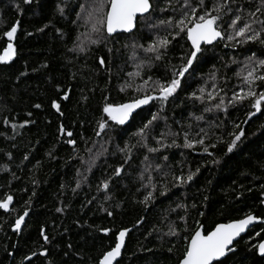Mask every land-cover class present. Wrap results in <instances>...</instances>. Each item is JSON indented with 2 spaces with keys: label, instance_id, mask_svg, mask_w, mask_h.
Masks as SVG:
<instances>
[{
  "label": "trees",
  "instance_id": "1",
  "mask_svg": "<svg viewBox=\"0 0 264 264\" xmlns=\"http://www.w3.org/2000/svg\"><path fill=\"white\" fill-rule=\"evenodd\" d=\"M151 2L154 21L172 15L178 18L179 13L171 9L160 11L167 0ZM89 3L91 0H32L31 4L0 0V54L8 42L4 32L19 22L12 41L17 55L11 62L0 63V201L13 197L7 210L0 209V264H98L125 228L131 232L119 264H179L195 230H211L218 223L244 219L248 214L264 219V104L261 112L249 118L248 113L255 112L252 99L235 106L227 103L233 92L239 93L244 87L236 73L253 53L264 58V45L259 41L239 45L218 39L203 46V56L180 78V88L168 101L162 104L154 99L129 124L116 125L103 113L104 103L158 96L154 82L170 81L191 45L184 33L172 39L169 30H149L141 22L132 34L90 44L85 52L75 51L74 42L85 31L82 21L77 20L79 5ZM206 3L210 6L211 0ZM239 3L254 10L258 0ZM173 5L179 7L176 0ZM229 16L224 17L226 32H231L227 27ZM74 20L77 23H72ZM157 35L172 41L166 55L153 61L151 67L145 66L139 77H130L129 73L137 71L136 64L151 55L136 49V58L132 59V45L147 47ZM100 57L105 60L103 66ZM213 73L215 80L211 78ZM149 77L152 79L145 85ZM126 81L135 86L121 91ZM257 83V91L264 90V83ZM213 84L227 93V111H204L218 103V98L204 102L191 98L193 92L200 95L202 87L207 96L214 91ZM65 94L69 99H63ZM52 100L61 104L63 115L51 107ZM36 104L41 107L36 108ZM157 113L160 118L149 133V146L159 147L152 137L169 128L179 133L177 145H182L183 131L191 125L192 135L201 127L208 131L205 146L216 144L209 147L213 155L204 153L200 145L193 149L173 146L157 153L137 145L139 137L135 134ZM200 115L203 120L194 119ZM102 120H107L109 127L97 136ZM61 124L74 133L75 149L58 131ZM236 124L245 137L233 153H227L225 142L232 139L230 133L239 131ZM171 139L169 136L165 142L170 144ZM126 144L137 145L127 163L125 154L119 151ZM92 156L98 158L89 172L82 160ZM164 156L169 159L165 161ZM148 163L152 167L145 171ZM157 164L162 171L156 169ZM120 166V176L114 175V169ZM197 168L200 171L193 181L180 185L173 180V175L186 176ZM105 180L109 181L107 191L102 187ZM165 184L166 195L161 196ZM152 185L155 199L146 204L144 197L153 190ZM25 212L28 215L24 216ZM21 216L24 220L17 230L15 222ZM170 226L178 236L168 235ZM263 241L264 225H257L235 245L227 264H264V256L255 247Z\"/></svg>",
  "mask_w": 264,
  "mask_h": 264
},
{
  "label": "snow or ice",
  "instance_id": "2",
  "mask_svg": "<svg viewBox=\"0 0 264 264\" xmlns=\"http://www.w3.org/2000/svg\"><path fill=\"white\" fill-rule=\"evenodd\" d=\"M24 2L26 4H31L32 0H24ZM248 2L251 3V0H248ZM176 4H179L178 8L173 5V0H167L166 7L160 9V11L166 12L171 9L173 13H179L178 18L176 15H172L167 19H160L158 21H154L152 18V13L155 9L151 0H91V3L88 5H79L80 12L77 13V20L82 21L81 27H84L85 31L80 33L76 38L73 49L75 51L85 52L90 50L88 48L90 44L99 45L108 39H114L115 35L119 33H131L133 29L137 27L138 23L141 22L149 30H158L160 28L169 30V35L172 36V39L184 33L187 40L190 41L191 50L186 54V57H181L184 63H182L179 71H173V78L165 83L159 81L154 82V91H158V96L144 95L143 98L133 99L126 103H104L102 109L103 113L107 117V120L114 122L116 125H124L133 117L136 110L144 105H148L150 101L154 99H159L162 104L168 101V99L177 92V89L180 88V78L185 77V74L189 73V70L193 67L194 62L203 56L204 49L202 45H211L214 41H217L218 38L226 39L229 42L235 41V44L239 45L257 41L264 45V0H258L254 10L246 9L243 4L239 3V0H211L210 6L209 3H206V0H176ZM60 12L63 14V9H60ZM229 14H231V16H229ZM225 16H229L230 23H228L227 27L231 29V32H226V29L223 27ZM72 23L75 24L77 21L74 20ZM18 27L19 22L11 26L10 30L4 32L8 42L7 46L3 48V53L0 54V63L6 64L16 57L17 49L12 41L16 36ZM171 42L168 36L157 35L147 47L142 44L134 43L132 45V59L136 58V49H141L144 53L151 55L147 59H141L140 62L136 64L137 71L135 73H129L128 75L130 77L133 75L139 77L145 66L151 67L153 61L162 60ZM228 46V44H225V47ZM109 51H111V49H109ZM233 63H236V61L233 60ZM99 64L102 66L105 64L103 57L99 58ZM245 72L246 75L243 74ZM236 75L242 78L244 87L241 88L239 93L233 92L231 99L228 100L227 103L235 106L238 103H243L246 99H252L253 103L251 107L255 109V112L248 113L249 118H251L256 113L262 111L261 106L264 104V90L257 91L260 87L257 82L264 83V58H258L256 57V53H253L252 56L247 57V62ZM211 78L213 80L216 79L215 73L211 74ZM151 79L152 78L149 77L148 80L144 81V84L147 85ZM134 86V82L126 81L121 91H124L125 88ZM212 87L214 91L208 92L207 96H205V89L202 87L199 89L200 95L193 92L191 93V98L200 100L201 102H204L205 99L216 100L218 98V103L213 104L211 107H205L204 111L211 112L213 109L227 111L224 98L227 93L224 92L223 88L218 89L216 84H213ZM136 90L140 91L141 89L137 86ZM221 93L224 94L221 95ZM57 99H59V96ZM63 99L67 100L69 96L65 94ZM105 99L107 100V98ZM35 107L40 108L41 105L36 104ZM51 107L55 108L57 112L63 115L61 104L58 103L57 100L51 101ZM162 110L161 108V111ZM28 115L30 116L31 113H28ZM159 118L158 113L153 114L151 119L139 128L138 132L135 134L139 137L137 145L147 148L149 153H157L163 148L173 146L193 149L197 145H200L204 146V153L210 156L213 155L209 152V147L215 148L216 144L205 146V139L209 135L208 131L201 127L199 131L192 135L189 131L192 127L191 125L187 126L189 130L183 131L182 145H177L176 137L179 133L169 128L166 132L160 133L158 137H152L159 147L149 146L147 143L149 133L152 130L154 122ZM194 119L200 121L203 120L204 117L200 115L195 116ZM107 120H102L98 123L99 131L96 132L97 136L109 127ZM5 123H7V121H5ZM25 123H28V121H25ZM15 127L16 125H13V128ZM235 127L239 129V131L230 133L232 139L225 142L227 153H233L234 150L239 147L240 143H242V138L245 137V132L240 128V125L236 124ZM58 131L62 135L68 137L66 141L67 144L72 145L75 149L77 140L74 138V133L66 130L63 124L60 125ZM169 136L172 137L170 144L165 142ZM137 145L126 144L124 148L119 149L120 152L125 154V163L131 159L132 149ZM88 151L91 152V149H88ZM104 152H107V149H104ZM97 158V156H92L88 161L82 160V162L87 165L86 171L90 172L92 170ZM163 159L167 161L169 158L164 156ZM145 161H148L147 156H145ZM212 162L218 163L216 160ZM151 167L152 165L150 163L146 164L145 171H148ZM155 167L161 171L163 170L159 164L155 165ZM122 170L123 166L115 168L114 175L120 176ZM199 171L200 169L197 168L195 172L189 171L186 176L184 174L179 176L173 175V180L179 181V184L183 185L193 181ZM164 174L168 175V173ZM78 175H80L79 172ZM144 178L145 177L142 175L141 179ZM85 179H87V177H85ZM76 187H80L79 182ZM102 187L107 191L109 189V181H103ZM152 188L153 190L148 191L147 195L144 197V202L146 204L155 199V185H152ZM97 190L99 191V186ZM166 190L167 184H165V190H160L159 194L161 196L166 195ZM12 200L13 197L9 195L6 199L0 201V209L7 210ZM177 206L186 208L185 205ZM192 207H196L195 204H193ZM57 210L60 211V209ZM200 214L202 215V213ZM26 215H28L27 212L24 213V216ZM108 215L111 216L112 213L109 212ZM24 216L16 220L15 227L17 230L20 229ZM181 219H183V217H181ZM256 219L257 217L248 214L244 219L233 220L229 223H218L211 230H195L188 238L183 258L179 261V264H227L229 254H234L236 251L234 243L236 238L240 237ZM101 231L107 233L110 230L101 229ZM129 231L130 230L127 228L119 231L114 246L103 253L98 264H119L118 258L121 256L122 248L125 246V236ZM168 235L178 236L179 232L174 227L170 226ZM44 239L47 240V237L45 236ZM255 247L258 249V252L264 256V242ZM169 251H171V249H169Z\"/></svg>",
  "mask_w": 264,
  "mask_h": 264
},
{
  "label": "water",
  "instance_id": "3",
  "mask_svg": "<svg viewBox=\"0 0 264 264\" xmlns=\"http://www.w3.org/2000/svg\"><path fill=\"white\" fill-rule=\"evenodd\" d=\"M136 28H137V27H136ZM136 28L133 29V31H132L131 33H119V34H117V35L132 34V33L136 30ZM117 35H115V36H117ZM218 39H219V38H218ZM214 43H215V41L213 42V44H214ZM211 45H212V44H211ZM203 46H205V45H202V47H203ZM151 102H152V101H150V103H149L148 105H144V106H142L140 109L136 110V113H134V115H136L140 110H142V109L148 107V106L151 104ZM134 115H133V117H134ZM133 117H131V118L129 119V121H127L124 125L129 124V123L131 122V120H132ZM263 206H264V203H263ZM253 216H255V215H253ZM255 217H256V216H255ZM257 225H264V219H261V218H258V217H257V219L253 221L252 225H250V226L245 230V232L241 234L240 237H237V238H236V241L234 242L235 245L240 241V239H241L242 237H244L245 235H247L248 232H249L250 230H252V229H253L255 226H257ZM199 229L202 230V231L204 230L203 227H201V228H199ZM129 230H130V231H129V232L126 234V236H125V245H126L127 237H128V235H129V233L131 232V229H129ZM263 242H264V241H263ZM124 249H125V246L122 248L121 256L118 258L119 261H120L121 258H122V255H123V251H124ZM230 254H231V253H230ZM259 255L262 256L260 253H259Z\"/></svg>",
  "mask_w": 264,
  "mask_h": 264
}]
</instances>
